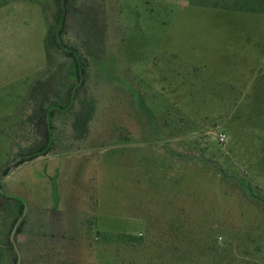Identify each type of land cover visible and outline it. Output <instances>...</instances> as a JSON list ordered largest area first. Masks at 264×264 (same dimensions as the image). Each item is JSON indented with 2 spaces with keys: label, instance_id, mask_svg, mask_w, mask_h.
<instances>
[{
  "label": "rangeland",
  "instance_id": "rangeland-1",
  "mask_svg": "<svg viewBox=\"0 0 264 264\" xmlns=\"http://www.w3.org/2000/svg\"><path fill=\"white\" fill-rule=\"evenodd\" d=\"M213 1L0 0V193L26 207L21 263L264 264V11ZM55 102L51 151L15 167ZM171 226L223 253L158 258Z\"/></svg>",
  "mask_w": 264,
  "mask_h": 264
},
{
  "label": "trees",
  "instance_id": "trees-1",
  "mask_svg": "<svg viewBox=\"0 0 264 264\" xmlns=\"http://www.w3.org/2000/svg\"><path fill=\"white\" fill-rule=\"evenodd\" d=\"M249 3V4H248ZM201 6H207L213 9H222V10H238V11H247V12H260L261 10L264 11V0H214L213 2L203 4L198 3ZM251 4H254L253 6ZM260 10V11H259ZM60 13V14H59ZM59 15H61V11H59ZM60 19V29L57 28L56 31H54L53 27L49 26L48 29V44H54L57 45L59 44L60 38L63 35L62 34V29H63V22H64V15L58 16ZM61 49V48H60ZM64 51V50H63ZM65 54H67L69 57L72 59V64L77 70V75L72 76L71 73H69V76L73 77L74 82L75 80L80 79L81 73L79 72V61L78 59L74 56V53L69 52V51H64ZM50 55L48 54V58ZM55 103H52L50 108L51 110H42L43 115L41 119H43V131L40 130L38 132L40 138H42V141L36 145L35 147H32L28 149V151L24 154H22L18 160L16 161L17 164L15 167H18L21 164H24L26 162H31L39 157H44L46 156L50 151H51V146L49 144V130L48 127L50 125L49 120L52 119L54 115V111L56 107H53ZM41 126V127H42ZM39 126V128H41ZM42 143V144H41ZM10 171V168H6L3 170V176H6L8 172ZM247 189H251L250 185H247ZM24 210V201L19 199V198H14V197H9L6 195H3L0 193V264H16L17 262V255L14 250L13 245L10 242V233L13 230L14 225L17 223V221L21 218L22 213ZM173 217V214H172ZM26 220L22 218L20 222L18 223V227L15 231L14 234V239L22 233L23 227L25 225ZM75 229H78L77 227ZM165 237L166 239L159 243V245L162 246V252L161 254L158 255V258H162V253L163 251L166 253H172V252H178L180 246H182V249L185 250L186 252L190 250L191 252H196V241L197 242H203L204 245H202V248H205V251H201V253L208 255L212 254L215 251H220L219 253H223V247H219L218 250L214 247L215 244L211 247L209 245L208 241L206 240L204 235L198 236L195 240L192 241V238H183L180 234V228H173L172 226L167 229L165 232ZM218 238V235H216L213 243H216ZM17 244V242H16ZM18 245V244H17ZM153 243H148V246H153ZM19 248V245L16 246ZM19 250V249H18ZM21 251V249H20ZM40 262L41 264H49L50 262V256L45 255L40 257ZM43 259H45V262H42ZM163 259V264H165L164 258ZM169 264H171L170 258L168 261ZM25 264L24 259L22 258V263Z\"/></svg>",
  "mask_w": 264,
  "mask_h": 264
},
{
  "label": "water",
  "instance_id": "water-1",
  "mask_svg": "<svg viewBox=\"0 0 264 264\" xmlns=\"http://www.w3.org/2000/svg\"><path fill=\"white\" fill-rule=\"evenodd\" d=\"M25 214H26V207H24V210H23V213H22L21 218H20V219L17 221V223L14 225L13 230H12L11 233H10V242H11V244L13 245L14 250H15L16 255H17V262H16V264H20V263H21V256H20V252L18 251V249H17V247H16V243H15V241H14V234H15V231H16V229H17V227H18V223H19L20 220L25 216Z\"/></svg>",
  "mask_w": 264,
  "mask_h": 264
},
{
  "label": "built area",
  "instance_id": "built-area-1",
  "mask_svg": "<svg viewBox=\"0 0 264 264\" xmlns=\"http://www.w3.org/2000/svg\"><path fill=\"white\" fill-rule=\"evenodd\" d=\"M224 140H225V136H224L223 134H221V135L219 136V141L223 143Z\"/></svg>",
  "mask_w": 264,
  "mask_h": 264
}]
</instances>
